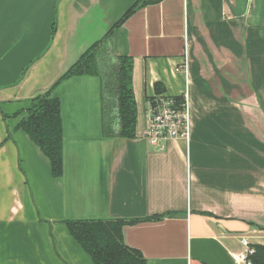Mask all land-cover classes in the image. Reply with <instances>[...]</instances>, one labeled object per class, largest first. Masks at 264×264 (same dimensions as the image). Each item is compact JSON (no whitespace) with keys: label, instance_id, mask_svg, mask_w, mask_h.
<instances>
[{"label":"crops","instance_id":"0c3cea01","mask_svg":"<svg viewBox=\"0 0 264 264\" xmlns=\"http://www.w3.org/2000/svg\"><path fill=\"white\" fill-rule=\"evenodd\" d=\"M137 3L99 58L106 74L133 61L128 139L100 77L62 78ZM157 84L185 96L187 144L145 137ZM50 91L60 177L18 126ZM116 219L143 220L122 236L146 264H234L239 238L264 245V0H0V264H94L64 222Z\"/></svg>","mask_w":264,"mask_h":264},{"label":"trees","instance_id":"16d2710c","mask_svg":"<svg viewBox=\"0 0 264 264\" xmlns=\"http://www.w3.org/2000/svg\"><path fill=\"white\" fill-rule=\"evenodd\" d=\"M142 5L143 3H137L131 7L119 23L102 40L92 45L62 78L66 80L76 76L100 77L105 94L113 95V100L107 104L117 114L119 125L117 136L128 139L135 137L136 122V105L132 88L133 61L129 57L117 56L116 67L111 68L106 74L101 71L99 58L107 56L105 44L113 31ZM54 31L53 25L51 35ZM154 94H162L160 85L155 86ZM52 95L50 91L37 98L18 126L48 158L53 176L60 177L63 170L61 104ZM174 98L180 100L178 97ZM159 219L160 217H155L143 220ZM143 220H73L64 223L69 234L94 264H146L141 253L124 244L122 236L124 226ZM253 248L255 251L249 257L250 264H264V245H254Z\"/></svg>","mask_w":264,"mask_h":264},{"label":"built area","instance_id":"2783aa9c","mask_svg":"<svg viewBox=\"0 0 264 264\" xmlns=\"http://www.w3.org/2000/svg\"><path fill=\"white\" fill-rule=\"evenodd\" d=\"M147 131L145 137L156 148L162 149L167 141L187 144L190 134L189 108L185 96L181 100L165 94H154L147 101ZM241 250L231 253L234 264H250L254 248L247 238H239Z\"/></svg>","mask_w":264,"mask_h":264}]
</instances>
